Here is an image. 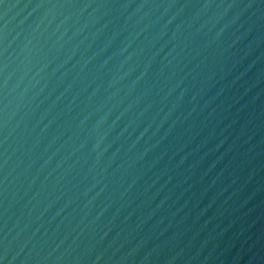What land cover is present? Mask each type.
<instances>
[{
  "label": "water",
  "instance_id": "95a60500",
  "mask_svg": "<svg viewBox=\"0 0 264 264\" xmlns=\"http://www.w3.org/2000/svg\"><path fill=\"white\" fill-rule=\"evenodd\" d=\"M0 264H264V0H0Z\"/></svg>",
  "mask_w": 264,
  "mask_h": 264
}]
</instances>
